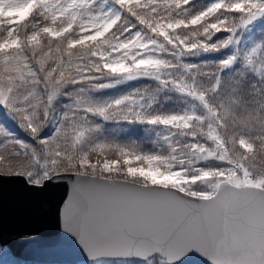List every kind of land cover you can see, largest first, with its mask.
Returning a JSON list of instances; mask_svg holds the SVG:
<instances>
[{
	"label": "snow or ice",
	"instance_id": "obj_1",
	"mask_svg": "<svg viewBox=\"0 0 264 264\" xmlns=\"http://www.w3.org/2000/svg\"><path fill=\"white\" fill-rule=\"evenodd\" d=\"M0 108V177L66 187L86 264H264V0H0Z\"/></svg>",
	"mask_w": 264,
	"mask_h": 264
},
{
	"label": "water",
	"instance_id": "obj_2",
	"mask_svg": "<svg viewBox=\"0 0 264 264\" xmlns=\"http://www.w3.org/2000/svg\"><path fill=\"white\" fill-rule=\"evenodd\" d=\"M65 186H53L42 193L26 190L18 178L0 177V243L14 255L40 261L75 262L87 259L78 252L58 219L65 198ZM27 233L30 240L24 239ZM180 264H207L198 253H189Z\"/></svg>",
	"mask_w": 264,
	"mask_h": 264
},
{
	"label": "rangeland",
	"instance_id": "obj_3",
	"mask_svg": "<svg viewBox=\"0 0 264 264\" xmlns=\"http://www.w3.org/2000/svg\"><path fill=\"white\" fill-rule=\"evenodd\" d=\"M209 1V0H208ZM143 80L140 81H134L130 84L123 85L118 87L117 89H111L106 90L104 95H112L117 94L122 91H127L131 88L139 87V84ZM150 83L149 81L143 83L140 87H143L144 85ZM170 105H165V107H169ZM0 123H3L9 130L13 131L20 139L24 140H30L27 133H25L23 130L19 129L17 123L11 119L9 114L0 108ZM108 127L111 129L113 127H116L118 129L117 132L113 133V135L116 136L117 139H124L128 140L133 139L136 137V130L138 129L139 125H108ZM142 127V126H141ZM47 131V130H46ZM145 136V133L142 134ZM0 264H86L85 261H78L74 263H56V262H38L33 260H24L19 257H16L12 255V253L9 251V249L6 246L0 245Z\"/></svg>",
	"mask_w": 264,
	"mask_h": 264
},
{
	"label": "trees",
	"instance_id": "obj_4",
	"mask_svg": "<svg viewBox=\"0 0 264 264\" xmlns=\"http://www.w3.org/2000/svg\"><path fill=\"white\" fill-rule=\"evenodd\" d=\"M199 1L200 0H197V3H200ZM218 56H219L218 53L217 54H207V55H204V56L200 57L199 59L200 60H212V59H214V58H216ZM145 82H147V81L143 80L139 84V87ZM142 134H144V133L141 131V126H139L138 129L136 130V137L133 138V139H135L138 142H140L145 150H153V146L151 145V143L147 139H145V136H143ZM129 139H130V137H129ZM120 140H124V139H120Z\"/></svg>",
	"mask_w": 264,
	"mask_h": 264
}]
</instances>
